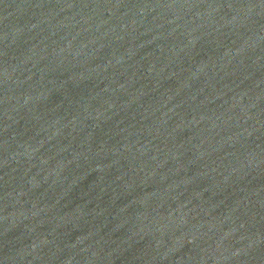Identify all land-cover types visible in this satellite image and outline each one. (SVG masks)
Here are the masks:
<instances>
[{
  "label": "water",
  "instance_id": "1",
  "mask_svg": "<svg viewBox=\"0 0 264 264\" xmlns=\"http://www.w3.org/2000/svg\"><path fill=\"white\" fill-rule=\"evenodd\" d=\"M0 264H264V0H0Z\"/></svg>",
  "mask_w": 264,
  "mask_h": 264
}]
</instances>
